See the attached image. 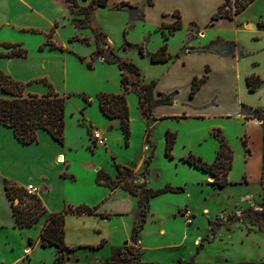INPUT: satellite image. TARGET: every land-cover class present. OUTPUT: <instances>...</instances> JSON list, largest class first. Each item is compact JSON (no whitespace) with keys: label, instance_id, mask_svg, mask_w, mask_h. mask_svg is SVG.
<instances>
[{"label":"crops","instance_id":"1","mask_svg":"<svg viewBox=\"0 0 264 264\" xmlns=\"http://www.w3.org/2000/svg\"><path fill=\"white\" fill-rule=\"evenodd\" d=\"M64 1L0 0V48H5V43H19L22 48L29 51L25 56L0 55V70L25 83L28 88L26 93L40 95L47 93L49 87L41 80L46 79L61 94L51 76H61L68 83L69 60L72 59V64L78 66L85 74L72 76L73 80L84 79L86 80L84 83L93 87L92 90L85 88L82 90L83 95L91 97V103L82 119L90 125L89 135L91 128L99 129L105 134L107 144L104 148L113 154L112 147L115 144L120 147L124 136L120 126L121 120L107 117L99 107L97 97L102 93L123 92L121 70L116 63H107L102 57L95 62L93 69H89L86 62H79V56L89 58L95 51L96 36L90 27L75 25L73 19L77 16L70 13ZM91 1L77 0L82 7H86ZM260 1L254 0L234 18L212 19L213 14L226 0H107L105 6H97L92 12L93 22L105 33L107 44L121 57L135 60L143 72L144 81L155 82V98L164 99L158 101L149 115L145 116L140 109L139 95L135 92L127 95L130 119L140 121L144 134L141 136L138 156L131 160L130 164L121 161L125 163H122L123 165L135 171L142 170L143 182L145 181L148 186L150 172L153 170L163 172L162 168L151 167L158 157V148L165 144L164 138L168 131L176 133L175 146L179 148L181 142L188 144L190 135L186 134L185 129L187 123L192 121L199 122L204 128V125L207 126L205 133L200 136L201 141L206 140L208 136H215L214 132L219 130L222 136V132L224 133L228 144L234 147V141L237 142L239 155H234L233 166L228 175L232 183L224 187L214 186L210 183L214 178L211 173L197 167L195 172H192L190 168L193 166H189V173L195 178L192 181L195 186L202 187V191H205L206 187L207 193L210 196L217 195L219 200L226 199L223 205L214 210V215H211L207 222L204 236L208 239L198 250L205 264H264V224L255 223L248 228L239 223L232 226L222 222L213 223L217 216L225 212L262 209L264 204V125L251 113L255 108H264L255 105L251 99L252 91L247 84V77L252 69L248 66V57H240V52L233 50V46H240L239 41L243 40L241 35L243 32L264 35V25H260L264 11H260L255 20H241L244 13L258 5ZM122 2L126 5L117 7ZM177 21L181 22L182 27L171 33L168 26ZM191 27L197 31L193 36L190 35ZM52 30L54 33L51 41L63 46L64 50H51L47 45L48 34ZM179 34L183 35V39L177 42ZM165 35H168L167 39ZM72 37L87 38V43L83 44L86 43L89 48L84 51L76 49L80 41L71 42ZM34 41H37L35 48L38 47V51L37 54L31 55V43ZM213 41L217 43L210 46ZM127 42L138 47L142 45L147 54L136 50L128 53L123 50ZM165 43L167 52L171 55L170 59L152 61L148 54L157 52ZM244 44L246 45L245 42ZM41 45H44L43 50L40 49ZM217 46H231V51H220ZM243 48L245 49L244 46ZM249 49H251L249 54L257 49L264 50V43L260 42L257 47ZM49 61L59 62L58 68L50 69ZM194 79L199 82L195 91ZM94 110L97 118L91 114ZM225 119L232 120L225 122ZM216 143L212 158L202 154L203 159L209 163L215 160L220 149ZM69 145L66 138L62 144L44 129L38 131L36 142L23 144L14 136L11 128L0 124V174L3 179L9 178L25 187L37 186V194L46 206L47 196L59 183L65 182V179L59 176L62 170L59 168L62 166L64 168L67 164V157L73 149ZM152 152L155 156L150 155L153 159L149 165L147 157ZM173 154L171 162L174 169H185L188 163L183 157L187 153L174 148ZM62 157L64 160L60 162ZM108 172L113 176L112 171ZM252 184L255 185L254 188H251ZM187 187L186 185V189ZM106 190L108 191H105L100 199L84 200L82 204L97 206V211L107 216L89 213L81 215L107 220L114 215L124 214V210L133 208L138 200V197L122 187L113 190L106 187ZM250 201H253V204L249 203ZM186 207L191 210L194 219H197L195 208L188 203ZM48 211L52 209L49 208ZM202 211L210 213L211 207L204 204ZM132 212L138 216L140 206ZM13 220L12 224L15 225L14 216ZM44 221L45 217H42L35 224L37 233L41 232ZM3 226L0 225V228ZM164 231V228L160 229L161 233ZM239 233L241 237L234 238V235L238 236ZM197 239L198 237L194 238V244H197ZM216 242L220 244L219 251L204 254ZM195 260L196 255H193L186 264H195Z\"/></svg>","mask_w":264,"mask_h":264},{"label":"rangeland","instance_id":"2","mask_svg":"<svg viewBox=\"0 0 264 264\" xmlns=\"http://www.w3.org/2000/svg\"><path fill=\"white\" fill-rule=\"evenodd\" d=\"M260 11H264V0H261L255 7L248 9L243 17H241V20H255ZM76 16L77 18H85L83 14H77ZM86 20L89 22L88 19ZM261 21H264V14ZM196 32L197 31L191 27L190 35L193 36ZM241 35L243 40L239 41L240 46H233V50L241 52L243 55H239L240 57H248V66L252 69L251 74H256L263 80V82L258 85L257 89L251 92V99L255 105L264 108V50L257 49L252 54H249L251 51L249 48L257 47L260 42L264 43V35L261 36L248 31L241 33ZM119 36H121V33H119ZM182 39L183 35L179 34L177 42H180ZM95 40L97 43V38H95ZM103 40L105 39L103 38ZM78 41H80V43L76 45V49L84 51L89 48L86 41ZM84 42L86 43L83 44ZM36 45L37 41L31 43V55L37 54L38 47L35 48ZM102 46L106 47L103 43ZM230 47L231 46H217L220 51L226 52L231 51ZM123 50H126L130 54L134 50L141 52L140 47L131 42H127L123 46ZM117 51L119 52L120 49ZM0 52H9V49L0 48ZM81 57H84V59ZM90 59L91 56L89 58L79 56L78 58L79 62H86L87 67L93 69L94 66L92 68L88 66ZM98 59L94 61V64ZM71 60L72 59L69 60L68 66V83L61 76H51L55 82V86L59 87L61 94L63 95V93H66V95H64L67 97L65 110V138L67 144H70L69 146L73 149L67 157V164L64 165V168L63 166L59 168L60 170L62 169L61 171L59 170V176H62L65 182L59 183V185L55 187V190L46 198L47 208L52 209L50 212H58L69 206L76 207L83 205L82 202L84 200L96 201L100 199L105 191L108 190H106L105 185L97 183L96 178L98 171L100 169L107 172L112 171L113 177H115L117 168L114 163L127 161L126 163L130 164V161L139 154L141 136L144 134L140 121L130 119L131 133L129 141L128 143L126 142L124 135L121 144H119L120 147L116 144L112 147L113 154H110L104 148L105 146H97L94 143L92 138L94 128H91V135H89L88 128L90 125L88 122L85 123L83 121L81 113L83 107H85V112L90 105L86 103L84 96L87 95H83L82 90L84 88L92 90L93 87L84 83L86 82L84 79L80 80L76 78V80H73L72 76H85V74L79 70L78 66L73 65ZM128 60L135 63L141 70L135 60ZM106 62L109 63L108 61ZM58 65L59 62L56 61L48 62V67L52 70H56ZM142 73L141 70V74ZM27 91L28 88L25 86V92ZM261 110V118H258L254 110H251V113L259 120H263L262 123L264 125V109ZM95 112V110L94 112L91 111V114L93 117L97 118ZM231 120L232 119H225L224 121ZM186 126L185 132L190 135V139L188 140V144L186 142H181L179 148L175 146L177 145L176 133L168 131L175 134L173 149L176 148L177 151L186 152L187 154L185 157L193 153L202 158V154L212 158L216 141V144H218L219 147L221 146L220 138L212 135L210 137L208 136L206 140L201 141L200 136L205 133L207 126L204 125V128L202 124L194 121L187 123ZM147 128H145V130ZM222 134L225 138L223 132ZM164 141L165 144L158 148V157L151 167L162 168L163 172H160V170H153L152 173L150 172V176L148 175V186L157 189L170 183L172 186L179 185L185 187V190L182 192H165L152 197L149 202V210L146 215L144 226L135 239H133V227L139 215L137 216V214L132 211L138 209V200L133 208L124 210V214L114 215L107 220L96 216L67 213L65 240L67 245L73 248V250L68 251L65 258L61 261L56 259L58 253L55 245L45 246L41 243L39 237L40 233L36 232L37 229L35 225L31 227H19L16 223L15 225L12 224L14 220L11 205L3 188L4 179L2 174H0V225H4L0 228V264H99L106 261H112L115 264H186L193 255H196L197 259L194 261L195 264H205L202 262L198 250L201 245H203L204 241L208 239L204 236L208 226L207 222L209 217L214 215V210L223 205L226 199L219 200L217 195L210 196L207 193L208 190L206 187H204L206 190L202 191V187L195 186V184L192 183L195 178L191 175L192 173H189L190 169L192 172H195V166L190 163L187 162L188 166L186 168L188 169H174L171 162L174 158L173 149L171 150L172 156L167 154V136H165ZM234 143V147L229 145L233 149L234 155H239V148H237L238 145H236L237 142L234 141ZM150 155L154 157L155 154L152 152L147 157L150 163L149 165H151L153 159ZM122 163L123 162L120 164H125ZM190 165L193 166V168H190ZM142 175V170H137L132 177L129 178V181L134 180L136 183H143ZM186 185L188 186V190L186 189ZM254 187L255 185L252 184L251 188ZM187 203L195 208L197 219H194L195 216H193L191 210L186 207ZM249 203L253 204V201ZM204 204L211 207L210 213L202 211ZM179 208L181 209L179 210ZM170 213L174 214L170 215ZM161 219H163L162 223ZM217 222L226 223L231 226L239 223L241 226H246L248 228L251 227V224H264V204L262 209H240L225 212L223 215H219L214 219L213 223ZM161 228L165 229L162 233L160 232ZM235 231L237 232L238 229ZM239 235L240 233L238 236L234 235V238H238ZM195 237H198L197 244L193 242ZM102 243L103 245H101ZM219 245L220 244L217 242L214 243L204 254L217 253L219 251ZM183 259L187 261H183Z\"/></svg>","mask_w":264,"mask_h":264},{"label":"trees","instance_id":"3","mask_svg":"<svg viewBox=\"0 0 264 264\" xmlns=\"http://www.w3.org/2000/svg\"><path fill=\"white\" fill-rule=\"evenodd\" d=\"M253 1L254 0H226V2L219 7L218 11L213 14L212 19L220 17L234 18L236 15L243 12ZM64 3L69 8L71 14L85 15V18H74L73 22L75 25L78 27H90L97 38V47L91 55L88 66L92 68L94 66V61L102 57L109 63H116L121 70L123 92L119 94L102 93L98 95V99L100 108L107 117L119 118L121 120L120 126L125 135L126 142L128 143L131 131L127 94L130 92H136L139 95L140 109L145 116L149 115L152 107L158 101L164 99L155 98L154 81L145 82L142 78L139 67L127 58L118 55L115 50L107 44L106 40H103V38L105 39V33L94 24L92 12L97 6H105L107 0H92L86 7L79 6L77 0H65ZM124 5H126V3L122 2L118 4L117 7ZM86 19H88L89 22H87ZM260 25L263 26L264 21H260ZM56 27H58V23H56ZM168 27L172 33L174 30L181 28L182 24L177 21ZM33 31L35 32V30ZM53 33L54 30L48 34L49 41L47 42V45L51 50H64L65 48L63 46H59L51 41ZM165 38L167 39L168 35H165ZM73 40L86 41L87 38L72 37L70 41L72 42ZM102 43L105 44L106 47H103ZM216 43L217 41H213L210 46ZM4 47L9 49V52H0V55L25 56L28 54V49L22 48L19 43H5ZM40 49L43 50L44 45H41ZM140 50L143 54H147L143 46H140ZM148 55L154 62L167 61L171 57L167 52L166 43L157 52ZM242 55L243 54L240 52V56ZM81 58L84 59V57ZM41 80L49 87L47 93L42 95L26 93V84L15 80L13 77L0 70V124L11 128L14 136L23 144L36 142L38 140V131L40 129L48 131L55 140L64 144L67 97L56 91L53 85L46 79ZM262 82L263 80L256 74H251L247 77V83L251 91H255L258 85ZM198 86L199 82L195 79L193 82V91H195ZM84 99L87 104L91 103L90 96H84ZM84 109L85 107L81 110L82 115H84ZM254 112L257 113L258 118L262 117L260 115V112H262L261 109L255 108ZM174 135L175 134L170 132H168L167 135V154L170 156H172L171 150L173 149L175 142ZM214 135L220 138L221 146L213 162L209 163L201 156H197L193 153L185 157L184 161L202 169L203 171L211 173L214 176L213 180L210 182L212 185L224 187L232 183L229 180L228 175L233 166L234 153L233 149L220 134L219 130L215 131ZM147 163H149V160H147ZM114 164L117 168V174L115 177L109 172L100 169L96 181L98 184L105 185L112 190L117 187H122L138 197L140 213L133 227V239H135L144 226L146 215L149 210L150 199L165 192H182L185 190V187L166 184L164 187L154 189L147 186L145 181L143 183H136L134 180L129 181V178L132 177L135 170L117 162ZM4 188L11 203L12 214L17 226L31 227L42 217H45L44 225L39 237L43 245H55L57 247L58 255L56 259L58 261L63 260L68 251L73 250V248L67 245L65 240L67 213H89L99 214L101 217L107 216L104 213H99L97 211V206L91 207L85 204L76 207L69 206L58 212H49L42 198L37 193H30L27 187L9 178H4ZM101 245H103V243ZM99 264L115 263L112 261H106Z\"/></svg>","mask_w":264,"mask_h":264},{"label":"built area","instance_id":"4","mask_svg":"<svg viewBox=\"0 0 264 264\" xmlns=\"http://www.w3.org/2000/svg\"><path fill=\"white\" fill-rule=\"evenodd\" d=\"M260 121L262 122L263 120H260ZM92 138L94 140V143L97 146H106V144H107V137L99 129H94L93 130ZM26 187H27V189H28V191L30 193H37V191H38V187L37 186L29 185V186H26Z\"/></svg>","mask_w":264,"mask_h":264},{"label":"bare ground","instance_id":"5","mask_svg":"<svg viewBox=\"0 0 264 264\" xmlns=\"http://www.w3.org/2000/svg\"><path fill=\"white\" fill-rule=\"evenodd\" d=\"M61 157V156H60ZM64 158L62 157L61 161L60 162H63Z\"/></svg>","mask_w":264,"mask_h":264}]
</instances>
